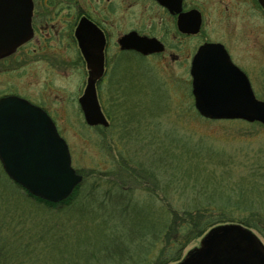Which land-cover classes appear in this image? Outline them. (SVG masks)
Masks as SVG:
<instances>
[{"label": "rangeland", "instance_id": "1", "mask_svg": "<svg viewBox=\"0 0 264 264\" xmlns=\"http://www.w3.org/2000/svg\"><path fill=\"white\" fill-rule=\"evenodd\" d=\"M218 1L197 0L205 8V33L214 35L223 29L227 31L232 55L248 76L256 98L264 101V11L258 7L256 0H222V5L229 8V14L223 17L219 10L209 9L220 6ZM150 23L151 26L156 25L152 26L151 31L165 39L169 51L165 55L149 57L131 54L127 61L118 66L121 77L118 82L126 86V102L129 105L133 101L140 103V107L130 108V112L141 121L139 134H145V125L162 138L164 127H168L173 132L177 129L179 134L189 135L193 139L203 137L229 152L239 149L242 151L241 157L246 152L255 155L261 152L258 154L264 161L263 125L241 120H205L194 114L191 78L186 74L184 65L170 57L175 52L174 43L178 47L186 44L190 48L193 41L189 43L186 39L173 37L175 31L171 26L166 28L167 32H163L156 18H151ZM75 54L71 48L39 50L35 63H28L33 61L31 58L17 63L10 61L12 64L5 66V92L22 96L28 93L39 101L32 99L35 103L43 104L51 114L60 136L66 141L71 164L85 178L87 189L91 186L106 189L113 184L133 187L137 184V189H142L146 184L141 180V174L138 173L141 178L134 183L128 180V176L135 175L132 171L134 165L128 164V159L145 160L147 148L143 146L144 141L135 138L114 141L116 137L111 133H102L92 128L94 126L86 125L78 99L86 86L87 71L77 61ZM15 70L19 73L15 74ZM109 93L102 95L108 109L109 103L112 104ZM247 170V166L237 165L233 177H241ZM5 175L0 164L1 196L6 190V195L11 191L7 187L10 185ZM3 207L16 208L11 202H0V213ZM21 209L27 214L29 210H34L27 205ZM27 223L34 226L35 231L43 224L37 218L29 219ZM61 224L64 227L61 236L49 231L43 240H37L34 236L29 246L26 245L25 236L18 239L6 235L13 257L23 260L22 264H100L94 260V255L100 253L99 247L105 242V237L98 233L99 229L89 228L91 222L86 219H63ZM250 230L264 244V237L256 230ZM206 233L184 248L182 258L188 251L199 246L200 239Z\"/></svg>", "mask_w": 264, "mask_h": 264}, {"label": "trees", "instance_id": "2", "mask_svg": "<svg viewBox=\"0 0 264 264\" xmlns=\"http://www.w3.org/2000/svg\"><path fill=\"white\" fill-rule=\"evenodd\" d=\"M125 88L120 82L112 83L109 94L116 110L105 114L109 126L92 128L111 133L116 137L114 141H144L147 156L145 160L128 159L135 173L128 180L134 183L141 174L146 185L142 189H137V184L87 189L83 178L66 199L50 202L5 175L11 191L0 195V202H11L16 208L3 207L0 213V264L24 262L13 257L6 235L18 239L25 236L29 246L34 236L43 240L49 231L61 236L63 219H86L91 222L89 228L99 229L105 242L94 260L100 264H172L182 258L188 244L210 228L226 223L241 224L264 237L261 152H246L241 157L239 149L229 152L203 137L193 139L168 127H164L162 138L145 125L146 132L140 135L141 121L130 112L140 103L129 105ZM237 165L247 166L248 170L235 178ZM24 205L34 210L27 214L21 209ZM33 218L43 223L36 225L37 229L41 226L36 231L27 223Z\"/></svg>", "mask_w": 264, "mask_h": 264}, {"label": "water", "instance_id": "3", "mask_svg": "<svg viewBox=\"0 0 264 264\" xmlns=\"http://www.w3.org/2000/svg\"><path fill=\"white\" fill-rule=\"evenodd\" d=\"M29 2L0 0V56L31 36ZM258 3L264 11V0ZM191 14L196 30L200 14ZM118 42L122 48L143 55L164 48L156 38L132 32ZM81 46L90 76L78 103L87 125L108 127L95 90V80L101 75V49L85 47L82 42ZM191 77L194 108L201 117L264 125V101L256 98L248 77L231 62L222 45L205 43L199 47ZM0 163L11 180L50 202L67 198L82 180L72 167L68 145L52 119L41 108L15 96L0 99ZM174 264H264V244L240 224L217 225L200 239L199 246Z\"/></svg>", "mask_w": 264, "mask_h": 264}, {"label": "flooded vegetation", "instance_id": "4", "mask_svg": "<svg viewBox=\"0 0 264 264\" xmlns=\"http://www.w3.org/2000/svg\"><path fill=\"white\" fill-rule=\"evenodd\" d=\"M218 2L220 6L209 7V9L211 11L219 10L225 17L229 14V8L222 5V0ZM256 2L258 3V0ZM29 5L31 7V36L12 52L0 56V99L7 96L21 98L41 108L50 117L51 114L43 107V104L35 103L32 99L36 100V98H32L30 94L23 93L27 96L25 97L5 92L7 91L3 81L6 73L5 66L12 64L10 61L17 63L22 59L31 58L33 61L28 63H35L39 50L71 48L76 53L77 61L86 67V78L88 79L90 76L87 69L88 61L82 52L81 42L85 47L101 49L102 68L100 69L101 75L95 80L96 96L105 114L113 112L116 108L109 103L108 109L102 95L105 96V93L110 91L113 82L115 84L121 81L118 66L127 61L131 54L149 57L165 55L169 51L165 39L151 31L152 26H156L155 24L151 26V18L158 19V24L160 27L162 25L163 32L165 30L167 32L166 28L171 26L175 31L173 37L186 39L189 43L193 41L190 48L186 44L178 47L174 43L175 52L170 54V57L184 65L186 74L190 76L191 95L192 61L199 47L205 43L222 45L231 62L244 72L240 63L231 53V43L226 30H216V34L206 35L205 8L197 0H30ZM258 7L263 10L259 3ZM192 12L200 14V25L196 30H194L195 20ZM131 32L139 36L156 38L162 43L163 51L143 55L132 48H122L118 42L119 39ZM18 73L15 70V74ZM105 82L106 84H104ZM107 82L110 84L108 85Z\"/></svg>", "mask_w": 264, "mask_h": 264}]
</instances>
